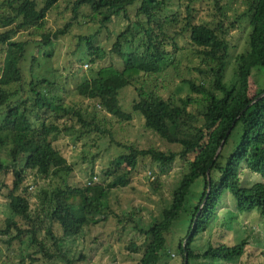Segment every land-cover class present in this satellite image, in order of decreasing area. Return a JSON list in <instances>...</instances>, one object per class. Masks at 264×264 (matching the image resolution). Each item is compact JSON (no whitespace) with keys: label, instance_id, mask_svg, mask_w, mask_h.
I'll list each match as a JSON object with an SVG mask.
<instances>
[{"label":"trees","instance_id":"trees-1","mask_svg":"<svg viewBox=\"0 0 264 264\" xmlns=\"http://www.w3.org/2000/svg\"><path fill=\"white\" fill-rule=\"evenodd\" d=\"M60 1L6 0L0 3V76L4 67L9 71L7 80L0 83V107L5 108L0 110V172L12 170L15 176L8 204L14 216L5 220L6 228L0 233L10 234L12 228L19 231L21 264L25 263V258L33 264L42 258L72 264L62 249L64 241L79 237L101 221L108 220L112 192L130 186L141 160H149L162 168L180 160L186 163L187 170L161 220L145 230L139 228L132 217H127V225L133 224L146 237V249L138 264L161 263L167 250V234L183 213L191 189L199 180L202 182L201 198L190 210L187 237L179 246L181 264L186 260L191 264L202 260L230 262L243 258L250 247L248 238L233 247L209 244L199 253L193 247L229 196L234 198L241 214L258 210L264 219V79L257 93L250 94V80L258 70L264 71V0H244L246 11L234 21H230L220 0H211L212 19L200 23H196L194 6L203 0H179L186 6V17L180 22L176 17L168 19L164 16L173 0L73 1L74 23L88 17L82 9L90 8L92 22L98 26L96 32L81 35L77 45L79 49L81 44H86L92 65L106 57L97 41L109 30L108 25L115 18H123L128 23L116 37L111 50L122 60L123 68L98 69L94 79L86 80L78 87L79 96L96 102L115 118L131 121V115L126 114L121 105V96L125 89L133 88V114L144 118L146 130L181 149L179 152H162L156 148L143 150L133 146L128 148V154L114 160L107 172L109 181L106 184L74 187L66 180L53 194L43 191L44 200L39 209L44 216H37L39 221L36 223L29 199L19 194L26 172L21 166L30 160L33 169L46 177L71 175L74 169L54 145L62 135L74 132L73 127L67 126L71 120L77 119L85 128L95 126L88 123L79 109L66 105L54 92L58 90L57 81L44 78L27 83L23 76V63L30 43L15 38L21 32L43 31L48 15ZM243 21L249 23L247 50L236 57L237 80L236 84L230 85L226 81L232 48L230 38ZM72 27L69 23L63 30L43 32L40 49L47 50L55 41L72 36ZM184 38L188 39L194 56L201 61V65L192 71L208 78L210 87L204 80L202 83L185 80L191 95L177 105L162 98L157 80L163 68L170 64L172 50L180 51L178 40ZM3 57L7 63L3 62ZM33 63L36 65L38 60L34 59ZM149 81L155 83L152 88L148 86L151 85ZM13 86L19 90L12 91ZM27 89L24 96L22 93L25 94ZM193 106L195 111L190 110ZM93 130L106 133L98 126ZM244 167L259 175L262 182L244 187ZM152 186L156 192L161 191L156 184ZM19 218L27 222L28 229L18 226ZM44 227L47 239L53 242V252L47 241L39 240ZM27 235L30 242L25 243ZM139 248L132 244L130 250L137 254ZM260 258L264 259V251Z\"/></svg>","mask_w":264,"mask_h":264},{"label":"rangeland","instance_id":"rangeland-1","mask_svg":"<svg viewBox=\"0 0 264 264\" xmlns=\"http://www.w3.org/2000/svg\"><path fill=\"white\" fill-rule=\"evenodd\" d=\"M4 1L6 0H0V3ZM73 1L75 0H61L48 15L43 31H25L19 33L15 38L16 41L30 43L27 58L23 63L25 81L29 83L34 79L43 80L44 78L54 83L57 81L58 90L54 92L60 95L66 105L79 109L88 123L95 125L85 128L77 119L67 121V126L73 127L74 132L62 135L54 145L74 169L71 175H61L59 178L46 177L33 169L30 160L25 161L21 166L26 172L25 181L19 189V194L29 199L31 213L36 223L39 221L37 216H44V213L39 209L44 200L43 191L53 194L52 192L62 187L66 180L68 184L74 187L106 184L109 181L107 172L111 170L114 160L122 154H128V148L133 146L143 150L156 148L162 152H179L181 149L180 146L168 144L152 131L146 130L144 118L141 115L133 114L132 102L135 98L133 88L125 89L121 96V105L124 112L131 115V121L115 118L99 107L96 102L79 96L78 87L86 80L94 79L98 69L110 66L119 70L123 68L122 60L112 54L111 50L116 37L126 29L128 23L123 18H115L108 25L109 30L104 31L97 41V44L106 52V57L92 65L86 44H81L79 49H77V45L81 35L87 36L96 32L98 26L96 22H92L90 8L82 9L85 15H89L88 17L80 18L74 23ZM173 1L164 16L168 19L176 17L180 22L186 17V6L179 0ZM220 3L226 7L230 21H234L246 11L244 0H220ZM194 7L196 9L194 14L196 23L211 21L213 15V2L211 0H203ZM69 23L73 24L72 36L67 35L59 41H55L52 47L47 50L40 49L39 43L43 32L63 30ZM174 26L176 29H180L178 24H174ZM248 33L249 23L243 21L238 25V29L231 34L232 48L226 74V81L230 85L236 84V57L246 52ZM178 46L180 51L172 50L170 64L163 68L161 77L157 80L162 98L177 105L180 104L181 100L191 95L190 88L184 84L185 80H193L197 83H202L204 80L210 87L208 78H203L199 73L192 71L201 65V61L192 53L188 39H179ZM6 58L3 57L4 63H7ZM34 59L38 60L36 65L33 63ZM8 73V68L4 67L0 76V83L7 80ZM263 79L264 71L258 70L254 78L250 80L251 96L257 93ZM149 82L151 85L148 84V86L152 88L155 83ZM17 89V86L12 87V91ZM26 93H28V89L25 94H22L26 96ZM2 109L5 108L0 107V110ZM190 110L195 111L196 107L193 106ZM96 126L106 133H97L93 130ZM186 170V163L180 160L168 168H162L149 160H141L131 179L130 186L126 189H115L112 192L108 220L101 221L96 227L86 230L79 237L64 241L62 245L64 254L67 255L72 264H138L146 249V237L139 230H136L133 224L127 225V217L128 219L132 217L139 228L145 230L161 220L164 210L172 204L173 193ZM242 179L244 187L254 186L262 182L259 175L251 173L245 167L242 171ZM14 182L15 176L12 170L0 172V230L6 228L5 220L14 216L8 208L9 195ZM153 183L160 187V192L154 190ZM201 184L202 182L199 180L192 187L183 213L173 222L171 231L167 234V250L160 264H181L179 246L187 237L190 210L200 201ZM26 189H28L27 193H25ZM226 199L225 205L218 210L217 217L211 222L207 231L198 237L193 250L196 253L203 252L209 244L233 247L248 238L250 247L247 254L241 259L230 262L202 260L191 264L264 263V259L260 258L262 251H264V219L260 216L261 213L254 210L251 213L241 214L238 212L234 198L229 196ZM121 221L124 222L121 223ZM17 224L18 226L23 225L24 230L28 229L27 222L20 218L17 219ZM18 235L19 231L15 228L11 229L10 234L3 235L0 233V264H21L20 250L22 248L17 238ZM26 240L25 243L30 242L29 235H27ZM39 240L47 241L50 251H55L53 242L47 239L45 227L41 229ZM132 244L140 247L139 253L135 254L130 250ZM167 253L170 256H165ZM25 259L24 264H33L29 258ZM36 259L40 258L37 257ZM35 264L68 263L63 260L48 261L42 258Z\"/></svg>","mask_w":264,"mask_h":264},{"label":"water","instance_id":"water-1","mask_svg":"<svg viewBox=\"0 0 264 264\" xmlns=\"http://www.w3.org/2000/svg\"><path fill=\"white\" fill-rule=\"evenodd\" d=\"M209 183H210V179H209ZM210 189H211V183L209 184V193H210ZM209 193H208V195H209ZM198 216H199V214H198ZM185 264H188V260H186Z\"/></svg>","mask_w":264,"mask_h":264}]
</instances>
